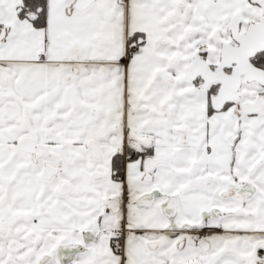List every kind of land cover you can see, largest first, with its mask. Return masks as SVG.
I'll return each mask as SVG.
<instances>
[{
  "label": "snow or ice",
  "instance_id": "snow-or-ice-1",
  "mask_svg": "<svg viewBox=\"0 0 264 264\" xmlns=\"http://www.w3.org/2000/svg\"><path fill=\"white\" fill-rule=\"evenodd\" d=\"M0 264H264V0H0Z\"/></svg>",
  "mask_w": 264,
  "mask_h": 264
}]
</instances>
